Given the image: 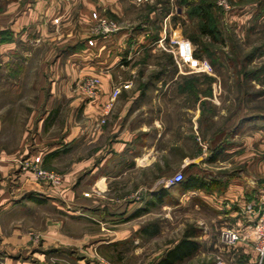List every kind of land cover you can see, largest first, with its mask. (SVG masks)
Returning <instances> with one entry per match:
<instances>
[{
    "label": "crops",
    "instance_id": "obj_1",
    "mask_svg": "<svg viewBox=\"0 0 264 264\" xmlns=\"http://www.w3.org/2000/svg\"><path fill=\"white\" fill-rule=\"evenodd\" d=\"M101 12L122 18L125 14L121 0H0V68H22L29 62L28 53L39 47L46 51V68L52 64L49 87L45 75L38 80L37 110L31 119L37 124L34 143L22 140L15 148L0 150V264H94L124 259L131 252L140 255L142 241L158 234L156 223L142 226L143 221L158 207L179 205L170 191L158 190L157 183L126 192L127 179L142 170L150 173L153 147L141 138L143 128L134 121L139 110L131 107L133 100L124 102L113 75L134 52L126 50L132 45V30L121 29L107 39L94 36L91 27ZM86 78L101 82L92 100L72 90ZM0 80L11 91L23 87L22 77ZM62 99L68 101L65 110L59 106ZM4 123L0 119V137ZM244 123L259 129L261 140H256L263 153V115ZM57 129L60 134L43 137ZM263 158L249 162L248 175L239 185L231 181L225 192L209 196L216 206L226 204L225 213L234 222L239 213L245 217L253 237V222L264 203ZM197 164L188 176L207 181ZM33 167L56 171L62 185L38 182ZM153 179L157 181L156 173ZM212 187L181 194L191 198L212 193ZM250 205L256 206L255 214L248 211ZM36 237L40 247L35 249Z\"/></svg>",
    "mask_w": 264,
    "mask_h": 264
},
{
    "label": "rangeland",
    "instance_id": "obj_2",
    "mask_svg": "<svg viewBox=\"0 0 264 264\" xmlns=\"http://www.w3.org/2000/svg\"><path fill=\"white\" fill-rule=\"evenodd\" d=\"M201 1L215 7L211 14L220 30L215 42L201 34L199 19L189 16L192 3ZM121 2L123 18L101 12L91 29L101 19H109L133 33L132 45H127L126 50L134 52L124 68L113 75L124 102L133 100L131 107L139 110L134 121L139 124L137 128H143L141 138L153 147L154 160L150 173L142 170L127 179L126 192L157 183L158 190L170 191L173 203L179 205L158 207L143 221L142 226L156 223L158 234L142 241V254L131 252L124 259L93 263L156 264L187 231H195L199 250L180 264H248L256 255V239L250 235L249 223L240 213L234 222L225 213L226 204L216 206L209 196L225 192L231 181L239 185L248 175L249 162L264 157L256 140H261L259 129L244 123L264 117V54H260L264 53V0H226L228 10L219 0ZM45 54L43 48H35L22 68L9 72L0 68L1 79L8 75L23 78L22 89L13 91L0 80V119L5 122L0 150L15 148L22 140L34 143L37 124L33 126L31 119L37 110L38 80L45 75V86L49 87L52 65L49 62L46 68L42 61ZM75 89L76 84L72 87ZM67 105L68 101H60L63 110ZM54 134H60L58 129L45 132L43 137L48 139ZM219 148L222 152L212 161ZM194 163H198L207 181L219 183L212 187V193L210 189L204 195L188 198L182 196L179 186L165 187L179 172L188 177ZM155 173L157 181L153 179ZM47 215L53 216V212L47 210ZM227 229L242 235V240L231 248L220 242L222 231ZM64 230L69 233V225ZM38 245L35 249L40 247L39 242ZM59 262L74 264L68 260Z\"/></svg>",
    "mask_w": 264,
    "mask_h": 264
},
{
    "label": "built area",
    "instance_id": "obj_3",
    "mask_svg": "<svg viewBox=\"0 0 264 264\" xmlns=\"http://www.w3.org/2000/svg\"><path fill=\"white\" fill-rule=\"evenodd\" d=\"M138 2L145 0H136ZM219 4L228 10L226 0H219ZM121 28L112 20L101 19L95 27L92 28V33L98 38L107 39L117 34ZM101 82L98 78H86L79 82L78 89L82 91L88 99L96 98L100 93ZM117 95V94H116ZM35 178L38 182L50 185L53 188L62 185L61 176L53 171H48L43 168H32ZM184 180L182 173H177L169 181L165 183V187L169 188L177 186ZM256 206L250 205L248 211L250 214H255ZM253 235L256 239V258L248 264H264V203L260 208V213L253 222ZM242 240V236L235 230L227 229L222 231L220 242L223 246L231 248Z\"/></svg>",
    "mask_w": 264,
    "mask_h": 264
},
{
    "label": "trees",
    "instance_id": "obj_4",
    "mask_svg": "<svg viewBox=\"0 0 264 264\" xmlns=\"http://www.w3.org/2000/svg\"><path fill=\"white\" fill-rule=\"evenodd\" d=\"M182 1V0H181ZM198 2V1H197ZM193 2L190 9L189 16L197 17L199 19L200 32L203 36H206L213 40H219L220 30L215 24V20L211 14L212 8L204 1L195 4ZM260 54H264L263 52ZM222 152L221 148L217 151L212 161H214L217 155ZM213 182L205 181L193 176H184V180L178 184L182 191L187 190H210ZM197 233L195 231H187L183 237L173 247L167 251L163 258L157 264H180L194 256L199 250V243L196 241ZM256 258V255L254 259ZM252 259V260H254Z\"/></svg>",
    "mask_w": 264,
    "mask_h": 264
}]
</instances>
